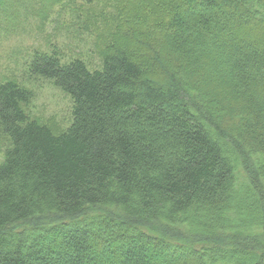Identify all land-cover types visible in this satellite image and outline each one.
<instances>
[{"label":"trees","instance_id":"16d2710c","mask_svg":"<svg viewBox=\"0 0 264 264\" xmlns=\"http://www.w3.org/2000/svg\"><path fill=\"white\" fill-rule=\"evenodd\" d=\"M132 1L173 6L98 68L30 61L72 99L64 132L0 82V264H264V0Z\"/></svg>","mask_w":264,"mask_h":264},{"label":"rangeland","instance_id":"374dc122","mask_svg":"<svg viewBox=\"0 0 264 264\" xmlns=\"http://www.w3.org/2000/svg\"><path fill=\"white\" fill-rule=\"evenodd\" d=\"M171 6L132 0L11 1L0 6V82L15 80L31 90L25 111L62 133L72 123V99L53 80L31 73L34 54L58 49L64 61L80 58L98 68L102 48L118 31L164 21ZM10 147L11 138L0 131V163Z\"/></svg>","mask_w":264,"mask_h":264}]
</instances>
